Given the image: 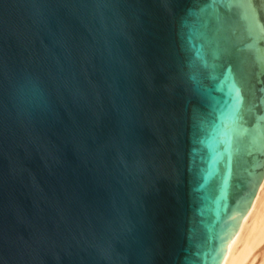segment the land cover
I'll return each mask as SVG.
<instances>
[{"label":"water","instance_id":"obj_1","mask_svg":"<svg viewBox=\"0 0 264 264\" xmlns=\"http://www.w3.org/2000/svg\"><path fill=\"white\" fill-rule=\"evenodd\" d=\"M264 178V0H0V264H221Z\"/></svg>","mask_w":264,"mask_h":264},{"label":"bare ground","instance_id":"obj_2","mask_svg":"<svg viewBox=\"0 0 264 264\" xmlns=\"http://www.w3.org/2000/svg\"><path fill=\"white\" fill-rule=\"evenodd\" d=\"M264 264V178L221 264Z\"/></svg>","mask_w":264,"mask_h":264},{"label":"rangeland","instance_id":"obj_3","mask_svg":"<svg viewBox=\"0 0 264 264\" xmlns=\"http://www.w3.org/2000/svg\"><path fill=\"white\" fill-rule=\"evenodd\" d=\"M256 263V261L255 262H253L252 264H255Z\"/></svg>","mask_w":264,"mask_h":264}]
</instances>
